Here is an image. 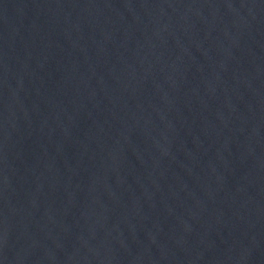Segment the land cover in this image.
<instances>
[{"label": "water", "instance_id": "1", "mask_svg": "<svg viewBox=\"0 0 264 264\" xmlns=\"http://www.w3.org/2000/svg\"><path fill=\"white\" fill-rule=\"evenodd\" d=\"M0 264H264V0H0Z\"/></svg>", "mask_w": 264, "mask_h": 264}]
</instances>
